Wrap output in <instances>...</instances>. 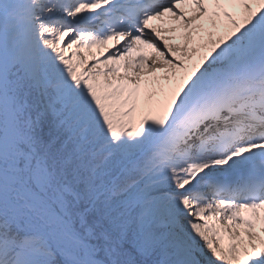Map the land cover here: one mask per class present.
I'll list each match as a JSON object with an SVG mask.
<instances>
[{
  "label": "snow or ice",
  "instance_id": "snow-or-ice-1",
  "mask_svg": "<svg viewBox=\"0 0 264 264\" xmlns=\"http://www.w3.org/2000/svg\"><path fill=\"white\" fill-rule=\"evenodd\" d=\"M0 264H264V0H0Z\"/></svg>",
  "mask_w": 264,
  "mask_h": 264
},
{
  "label": "bare ground",
  "instance_id": "bare-ground-1",
  "mask_svg": "<svg viewBox=\"0 0 264 264\" xmlns=\"http://www.w3.org/2000/svg\"><path fill=\"white\" fill-rule=\"evenodd\" d=\"M153 26L156 27L161 32V35L164 36L168 40L170 45L182 48L187 44L190 51L194 47L201 48V51H203L204 49L201 47V44L204 43V44L210 45V41L212 39V37H210L205 32H199V33L193 32L192 41L191 43H189L188 40L186 39V36H187L186 30L182 26L178 25L174 21V18H165L160 21H154ZM174 28L176 29L175 31H173ZM177 32L179 33L177 34ZM181 33H184V35L182 36ZM111 48H112V44L110 43L107 49H104V50L94 49L92 53H89V65L92 63L93 55L100 56L102 51L106 55L108 54V51ZM144 55L148 56L149 63H150L152 60V56L154 54L151 50H145ZM197 58H198V55H197ZM157 75H163V73H158ZM148 79H152V78H148ZM257 231L259 232V228H257Z\"/></svg>",
  "mask_w": 264,
  "mask_h": 264
},
{
  "label": "rangeland",
  "instance_id": "rangeland-1",
  "mask_svg": "<svg viewBox=\"0 0 264 264\" xmlns=\"http://www.w3.org/2000/svg\"><path fill=\"white\" fill-rule=\"evenodd\" d=\"M81 55H83V53H81Z\"/></svg>",
  "mask_w": 264,
  "mask_h": 264
}]
</instances>
